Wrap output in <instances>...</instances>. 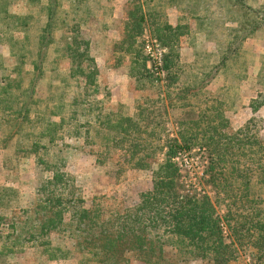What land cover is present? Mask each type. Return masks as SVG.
Returning a JSON list of instances; mask_svg holds the SVG:
<instances>
[{
	"label": "trees",
	"instance_id": "16d2710c",
	"mask_svg": "<svg viewBox=\"0 0 264 264\" xmlns=\"http://www.w3.org/2000/svg\"><path fill=\"white\" fill-rule=\"evenodd\" d=\"M38 1H43L41 6L44 9V20L34 37L36 49L29 53L17 50L18 42L14 43V46L11 44L15 36H11L10 40L6 39L3 43L8 49L9 57L4 58L0 55V124L9 125L4 141L16 139L14 151L19 159L25 162L32 157L36 164L44 167L42 171L45 174L42 183L35 190L36 200L29 204V207L19 209L23 214V222H20V226L19 224L10 226L11 231L6 233L2 246L6 249L0 253L15 251L13 249L16 244L19 246L16 251L26 246L41 247L46 250L50 260L61 261L66 257L59 253L70 255L71 248L53 247L49 237L55 232L74 239L73 247L81 255L78 264H84L88 260H95L97 264H130L129 253L144 264H177L176 255L182 259L228 264L236 258L235 241H239L241 239L239 236L243 234H248V238L255 243L259 252L264 250V219L249 220V225L247 223L244 225L245 230L240 228L238 234L233 233V242H228L229 235H226L225 225L216 209L218 199H212L203 188L198 190L193 185H184L181 168L176 161L178 153L190 151L193 142L208 147L210 181L214 187L218 182H215L216 173L222 177L221 170L215 165L224 161L226 154L235 155L230 152L235 144L230 147L227 146L228 143H234V140L239 141L241 138L247 139V133L240 129L234 135H225L220 131V128H223L220 127L222 123H215L211 116L205 117L207 122L204 127L194 121L192 127L179 132L178 138L168 140L163 158L158 163L155 159L156 150L152 148L149 138L158 135L156 131L161 124L154 121L155 111L141 106L136 116H128L121 111L117 113L112 111L113 106L111 109L102 106L98 99L99 71L90 53L89 41L80 36L82 20L74 18L67 24V12L62 9L60 0ZM80 1L72 0V3H75L73 8L75 13L79 8L77 3ZM190 1L157 0L150 6L149 0L146 4L143 0L127 13L128 21L124 25L120 47L125 53L133 54L134 67L145 73L153 87L155 83L150 69H146L147 57L142 48L143 33L149 32L166 48L163 68L167 72V81L171 83L174 78L169 73L175 65V59L178 58L179 38L191 32L189 24L171 25L164 18V8L174 7L178 11L190 12L192 14L190 18L196 21V27L194 26L196 40L211 38L212 34L208 30L211 26L208 23L209 19L199 14V10ZM222 1L227 2V6L224 5L225 10L239 11L245 16L231 18L236 24L228 30L231 40L228 39L223 47L218 46L222 47V50L214 66L207 68L199 80L194 77V85L199 88L211 82L221 69L228 66L229 60H235L240 54L243 41L259 26H264V4L253 9L244 0ZM259 13L260 17L257 15ZM29 17L30 15L22 18L24 21L22 24L27 30L19 28L26 35L30 25L27 22L31 21ZM40 19L38 22L42 20ZM17 20L21 19L17 16ZM227 22L228 20L224 19L222 26ZM19 29L16 28L15 31L19 32ZM55 31H59L58 37L56 34L54 37ZM66 31L70 32L69 36H65ZM51 47L54 48L55 54L52 63L62 57H67L71 61L70 69L65 72L66 79H73L78 94L71 96L69 104L64 102L65 94L61 88L57 89L60 90L58 94L54 93L52 104L48 103L46 98H40L38 82L47 71L44 68L45 58ZM32 53L34 58L27 63L26 59L29 60ZM196 56L199 58L200 54ZM4 59L10 62V66L4 65ZM52 69H54L50 70L52 75L53 71H58V74L61 72L58 67ZM25 74L30 78L23 87L20 84L24 81ZM263 105L264 102L254 99L250 101L248 108L255 116ZM219 107L221 109V102ZM217 110L218 107L215 112H218ZM54 117H59V120L54 121ZM79 117H85V121L79 122ZM70 118L72 132L71 129L65 131L67 120ZM145 121L151 124L149 126L151 128L145 126ZM252 121H255V117ZM25 126L31 130L26 132ZM199 133L202 135L198 136ZM240 134L243 137L239 138ZM66 137H74L75 140L81 138L83 145L94 144L125 150L130 154L128 162L134 169L145 170L147 165L156 163L157 167L149 172L152 188L140 194L139 203L132 208H117V211L110 213L103 203L93 202L90 207H85L84 200L76 192L77 188L72 178L61 166L62 146L71 151L77 147L63 145L62 141H65ZM58 141L60 146L62 145L61 148L57 151L52 150ZM205 172L207 173V170L203 171L204 174ZM231 172L236 176L238 170L233 166ZM47 173L49 175H46ZM223 180L228 183L227 178ZM259 180L264 185L263 166ZM247 188L245 186V193ZM233 203L236 205L237 202ZM242 206L245 210L241 214L246 211L247 214H254L251 210H258L256 214H264V207L261 205L259 208L256 205ZM106 214L115 215L108 217Z\"/></svg>",
	"mask_w": 264,
	"mask_h": 264
},
{
	"label": "rangeland",
	"instance_id": "374dc122",
	"mask_svg": "<svg viewBox=\"0 0 264 264\" xmlns=\"http://www.w3.org/2000/svg\"><path fill=\"white\" fill-rule=\"evenodd\" d=\"M60 1L62 2V9L67 12V24L71 23L74 18L82 20L80 36L89 41L90 53L94 57L96 55L95 52L98 51L97 47L104 45L105 39L108 38L103 37L107 32V19L100 18V16L105 15L107 17L111 8L109 5L111 0H107L106 2L104 0H81L79 4L77 3L79 8L76 13L73 9L75 3H72V0ZM142 1L134 0V3L128 7L126 12L128 13L135 4ZM154 1L156 3L157 0H149V2L148 0H144L145 4L148 2L150 6L154 4ZM244 1L253 9L259 8L261 4H264V0ZM42 2L38 0H0L1 45H4L3 43L6 42V39L10 40L11 36H15L11 40V44L14 46V43L18 42L16 46L17 50L29 53L31 50L36 49L34 37L38 32L39 25L44 20ZM190 3L199 10V14L206 16L209 19L208 23L211 24L208 27V30L212 34L211 38L202 40L199 45L204 42L206 43H204L203 47L196 48V54H200L197 66L209 69L217 62L221 54L220 50L228 42L227 40H231L228 30L231 26L236 25L232 22L231 18H241L245 15L240 14L239 11H235L238 13L236 14L233 11L225 10L224 5L227 6V2L222 0H191ZM169 12L173 15H170L171 13L169 14ZM176 12L170 11L166 7L164 8V18L167 20L176 18L183 23L187 21L186 24H191L193 28L194 26L196 27V21L190 18L192 15L190 12L178 10ZM28 15H30L29 18H31L32 22L26 21L27 24H30L29 31H26L28 35H26L24 31H21L22 28H25L23 30H27V27L22 24L24 23L22 20ZM257 15L260 17V13ZM17 16L21 20L18 21ZM39 19L41 21L38 22ZM224 19H227L228 22L222 26ZM83 20L86 21L83 22ZM16 28H21V30L19 29V32H16ZM55 34L58 37L60 33L59 31H55L54 37ZM69 34V31L65 32V36H69ZM145 34L147 35L149 32L143 33L141 41ZM109 38L111 37L109 36ZM219 45H222V47H218ZM53 51V47L47 51L44 67L47 71L41 81L38 82L40 85V98H46L47 102L52 104L54 93L58 94L60 90L57 89L61 88L65 94L64 102L69 104L71 96L75 93L78 94V89L74 87L73 79H66L67 75L65 72L70 69L71 61L67 57H62L56 60L55 63H52L55 56ZM92 51L94 52L92 53ZM2 52L3 47H0V54H3ZM7 57L6 55L5 58ZM33 58L34 53L29 56V60L26 59V62L30 63ZM114 62L117 65L122 64L124 66L123 62L128 63V60L123 58V60L116 59ZM4 63L10 66V62L5 59ZM54 67H58L64 73L61 74L60 72L58 74V71H53V75L50 74V70H54L52 69ZM217 76L218 80L215 83L222 84L220 91L217 93V96L211 95L209 99L212 102L218 101L216 103L218 112L212 109L208 117L211 116L215 123H222L220 127L223 128H220V131L225 135L231 136L238 130L243 129L248 136H246L247 139L241 138L239 141L234 140V143H228L227 146L230 147L235 144V147L230 149V152L235 155L229 156L226 154L224 161L218 162L215 165V167L221 170L222 177L216 173L217 179L215 182H218L214 187L210 181L209 148L202 146L201 143L197 144L193 142L191 150L185 151V156L190 160L192 166H189V168L183 167L182 182L186 186H191L192 183H195L197 187L203 188L212 199H218V202H216L217 212L225 225L226 235H229L228 242H233L234 234H238L240 228L245 230L244 225L246 223L249 225V220L258 221L261 218L264 219V214H256L258 210H251L254 214H247V211L241 214L245 210L242 206L243 204L249 207L251 205H256L258 208L260 205L264 207V185L259 180L262 166L264 167V105L259 108L255 116L248 108L250 101L254 99L258 102H264V26H259L251 36L243 41L240 54H238L235 60H229L228 66L221 69ZM187 77L188 75L183 79ZM29 78V75L25 74L24 81L20 86L25 87ZM103 78L106 80L105 75H103ZM103 83L105 84V81L98 82V99L100 98V102H104L102 106L111 108L112 106L106 101L107 91L105 86L107 85L104 86ZM159 85L160 83H155L154 87H158ZM219 102L222 105L221 109ZM254 117L255 121H252ZM53 120L58 121L59 117H54ZM78 120L79 122H83L85 121V117H79ZM71 121V118L67 120L65 131L71 129L72 132ZM144 124L148 127L151 126L147 121ZM8 128V124H3L2 126L0 124V252L6 249H3L2 246L4 245L3 241L5 240L6 233L11 231L10 226H16V224L20 226V222H23V214L19 209L26 208V206L29 207L28 205H31L36 200L37 194L35 190L42 183V177L45 174L42 171L44 167L36 164L32 157L25 162L19 159L14 151L16 147L15 138L4 141ZM29 130L31 129H27V126H25V131L29 132ZM81 130L83 131L84 129L81 128ZM156 132L158 135L150 136L149 138L152 142V148L154 151L156 150L155 159L159 163L161 162L162 152L168 140L161 137L166 133L164 128ZM56 136H58V133ZM240 137H243V135L240 134ZM62 143L63 145L70 144L77 146L76 149L71 151L69 149L66 150L61 145L63 150L62 157H60L62 158L61 166L62 168L64 167V172H67L72 178L74 186L77 188L76 192L84 200L85 207H90L93 202L103 203L106 206L105 209L110 213L117 211V208H132L139 203L140 194L152 188L149 172L151 169L157 167L156 163L147 165L146 171L129 170L131 168L128 162L130 154L125 150L94 144L83 145V139L75 140L74 137H66ZM61 146L60 141H58L53 145L52 150L57 151ZM223 166L225 167L223 168ZM233 166L238 170L236 176H233L231 172ZM202 170H207V173L201 174ZM46 175L49 174L47 173ZM224 178H227L228 183L223 180ZM8 184H12V186ZM245 186L248 187L246 193ZM237 187L241 189L235 190L234 188ZM2 189L8 191L4 192ZM234 191L235 197H233ZM234 201L237 202L236 205H234ZM30 208L32 207L30 206ZM106 215L112 217L115 214ZM240 237L241 239L235 241L234 245L236 247V258L229 261L228 264H264V250L259 252L255 243L248 238V234L240 235ZM49 238L53 247L71 248L70 255L61 252L59 254L66 257L65 259L61 261L50 260L44 248L26 246L22 250L16 251L19 249L18 244H16L13 249L15 251L0 253V264L79 263L81 255L73 247L75 243L74 239L58 232L52 233ZM172 253L171 251L170 254ZM175 258L178 260L177 264H211L207 261L191 258L182 259L179 255H176ZM128 260L130 264H144L131 253L128 255ZM84 264H97V262L95 260H88Z\"/></svg>",
	"mask_w": 264,
	"mask_h": 264
},
{
	"label": "crops",
	"instance_id": "0c3cea01",
	"mask_svg": "<svg viewBox=\"0 0 264 264\" xmlns=\"http://www.w3.org/2000/svg\"><path fill=\"white\" fill-rule=\"evenodd\" d=\"M133 3L134 0H111L109 2L111 8L107 17L99 15L100 18L103 17L108 20H106L107 32L103 36L108 38L105 39L104 45L97 47L98 51L95 52L94 58L99 71L98 82L105 81L103 85H107L105 86L106 101L113 106V109L110 107L109 109L116 113L121 111L128 116H136L141 106L148 110H154L156 115L154 121L161 123L158 130L165 129L166 133L161 137L167 140L178 138L179 132L192 127L194 121L204 127L207 122L205 117L210 115L212 108L216 109L218 102H212L209 97L211 95L217 96L222 85L215 83L218 76L200 88L194 85V77L199 80L200 76H203L207 70L197 66L198 57L196 56V48L203 47L206 42L199 45L202 40H196L194 37L195 28L189 24L191 32L180 36L177 46L178 58L175 59V65L169 73L174 78L173 81L171 83L167 81V72L165 71L160 85L153 87L145 73L141 69L136 70L134 67L133 54L125 53L124 49L120 47L124 25L128 21L126 10ZM167 8L170 11H177L174 7ZM167 21L173 26L187 23V21L183 23L176 18H170ZM0 47H3V54L0 55L5 58L9 54L8 49L1 44ZM123 58L128 60V63L123 62L124 66L114 62L116 59L123 60ZM4 65L6 66V64ZM149 68L150 63L146 61V69L149 70ZM103 75L106 76L107 81L104 80ZM186 75L188 77L183 79ZM103 103L101 102V104ZM201 135V133L198 134V136ZM163 153L164 151L162 155ZM129 170L146 171L147 169L129 168Z\"/></svg>",
	"mask_w": 264,
	"mask_h": 264
},
{
	"label": "built area",
	"instance_id": "2783aa9c",
	"mask_svg": "<svg viewBox=\"0 0 264 264\" xmlns=\"http://www.w3.org/2000/svg\"><path fill=\"white\" fill-rule=\"evenodd\" d=\"M142 45L143 52L147 57V61L150 63L149 69L152 73L154 83H161L165 75L163 62L164 55L166 54V48L160 45L156 38H154L150 34H145L142 40ZM176 161L178 162L182 173L184 172L183 167L189 168V166H192L190 160H188V158L185 156V151L178 153ZM201 174H203V170L201 171ZM192 185L198 190L200 189L199 187H197V184L192 183Z\"/></svg>",
	"mask_w": 264,
	"mask_h": 264
}]
</instances>
